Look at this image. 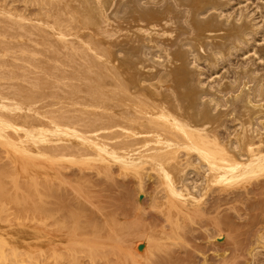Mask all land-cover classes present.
I'll return each instance as SVG.
<instances>
[{
	"label": "bare ground",
	"instance_id": "obj_1",
	"mask_svg": "<svg viewBox=\"0 0 264 264\" xmlns=\"http://www.w3.org/2000/svg\"><path fill=\"white\" fill-rule=\"evenodd\" d=\"M232 2L40 0L29 17L0 1V144L19 163L15 192L0 184V264H78L69 237L53 230L66 251L46 257L34 223L6 221V203L20 207L31 191L17 182L27 155L44 159V176L59 160L153 172L166 213L179 200L206 202L213 185L264 174V71L243 58L264 39V8ZM125 234L133 253L136 235Z\"/></svg>",
	"mask_w": 264,
	"mask_h": 264
},
{
	"label": "rangeland",
	"instance_id": "obj_2",
	"mask_svg": "<svg viewBox=\"0 0 264 264\" xmlns=\"http://www.w3.org/2000/svg\"><path fill=\"white\" fill-rule=\"evenodd\" d=\"M0 1L7 2L10 9L25 16L39 15L40 0ZM263 4L264 0L232 2L235 7L256 11L264 8L260 7ZM257 15L264 20V12ZM249 55L256 58V64L264 71V39L257 41L254 51L243 58ZM225 130L220 128L221 138L227 136ZM8 154L7 147L0 144V169H3L0 184L6 194L15 192L19 165ZM25 158V171L17 177V182L20 185L30 182L31 191L25 193V201L20 207L10 201L6 203V221L17 227L25 219L34 223L41 230L39 237L48 242V247L43 250L46 257L55 250L66 251L62 244H66L63 240L67 241L69 237L80 245L78 249L81 250L76 252L78 264H132L133 261L138 264L139 260H143L141 264L146 260L147 264H264V235L259 233H264V174L224 187L213 185L211 188L216 189H209L206 202L179 200L173 204V211L166 213L158 206L166 200V192L159 184L158 175L148 174V170H144L139 179L134 174L122 172L118 163L102 170L98 162L74 160L64 163L59 160L51 176H44L41 168L47 164L42 157L27 155ZM3 202L0 199V205ZM53 230L64 236L63 240L53 236ZM124 232L126 237L136 235L133 237L138 241L133 240L137 242L136 247L134 244L129 247L135 248L133 253L123 247L130 241L128 237H119L124 236ZM120 238L127 241L122 242L123 246ZM85 243L91 245L89 249L85 248L88 253L81 252ZM137 245L142 251L147 250V255L137 253L141 251ZM93 248L97 249L93 251L95 257ZM254 248L256 254L251 256L250 249L253 251Z\"/></svg>",
	"mask_w": 264,
	"mask_h": 264
}]
</instances>
